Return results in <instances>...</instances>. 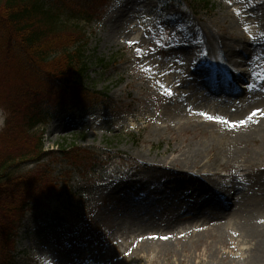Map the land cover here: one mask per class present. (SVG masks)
<instances>
[{"label": "rangeland", "instance_id": "obj_1", "mask_svg": "<svg viewBox=\"0 0 264 264\" xmlns=\"http://www.w3.org/2000/svg\"><path fill=\"white\" fill-rule=\"evenodd\" d=\"M212 3L216 6L213 11L204 10L205 4L198 0H98L100 17L91 23L81 21L90 38L86 53L94 56L92 80L87 84L100 97L92 93L79 95L85 99L76 108L55 104V117L35 131V137L42 138L45 151L50 154L37 164L27 162L16 168L15 173L31 171L41 180L35 185L39 202L30 205L16 238L13 253L17 264H85L86 260L96 264L105 263L113 250L128 253V247L140 238L136 237L138 231L133 232V218L154 199L164 198L165 204L180 203V193L193 187L179 188L185 183L178 167L165 168L168 154V160L180 156L170 152L179 141L204 147L200 167L194 168H203L209 173L207 177H212V171L218 168L227 170L235 185L251 194L258 190L257 183H264L261 139L243 141L234 135L222 138L221 122L208 119L217 117L215 114L208 115L200 106L178 108V104H187L179 95H186L190 85H194L191 79L195 67L188 60L186 47H200L211 53L206 33L220 37L228 48L244 46L247 38L252 42L249 48L254 47V51L248 62L214 60L218 67L247 72V81L231 79L237 89L234 96L249 92L253 84L264 81V0ZM120 13L124 15L116 23ZM70 22L74 23L71 19ZM97 58L111 64L103 67L95 62ZM149 68L151 71L142 70ZM207 70L197 73L199 81L207 78L210 66ZM225 83L230 85L228 80ZM168 90L170 96L165 94ZM230 98L222 101L228 110L234 100ZM21 115L22 112L16 115L14 122H20ZM5 118L2 107L0 130ZM156 124L159 130L154 127ZM170 126L175 128L173 134ZM222 144L227 153L217 164L204 167L208 166L210 150H220ZM82 154L84 159H78L77 155ZM52 179L53 184L46 187ZM43 180L47 181L45 186L40 185ZM263 189L262 185V192ZM197 194L201 199L211 196L203 188L195 191ZM251 198L258 204L255 209L264 216L263 198L259 194ZM127 211L133 217L126 215ZM258 220L264 225V217ZM227 229L226 224L216 226L201 233L199 240L196 235L179 240L171 237L164 243L168 251L159 255L158 264H178V259L195 264L192 257L204 252V243L212 244L215 252L218 250L214 264H220L233 244L234 233ZM240 243L242 249L250 246L246 240L241 239ZM199 244H203L201 251L197 250ZM45 249L53 253L49 262L43 255ZM152 254L134 253L135 258L130 256L129 263L118 264H136L138 257L149 258ZM37 255L43 257L42 261L35 259ZM121 257L115 255L113 259L118 261ZM233 262L232 256L226 255L225 263Z\"/></svg>", "mask_w": 264, "mask_h": 264}, {"label": "trees", "instance_id": "obj_2", "mask_svg": "<svg viewBox=\"0 0 264 264\" xmlns=\"http://www.w3.org/2000/svg\"><path fill=\"white\" fill-rule=\"evenodd\" d=\"M97 1L0 0V108L7 112L0 130V264H17L19 229L30 205L39 202L35 185L41 180L31 171L15 173L19 164H37L50 154L36 129L55 117V104L76 108L85 99L79 95L100 97L87 84L94 56L86 53L90 38L81 25L100 17ZM202 3L215 7L211 0ZM21 112V121L14 122Z\"/></svg>", "mask_w": 264, "mask_h": 264}, {"label": "bare ground", "instance_id": "obj_3", "mask_svg": "<svg viewBox=\"0 0 264 264\" xmlns=\"http://www.w3.org/2000/svg\"><path fill=\"white\" fill-rule=\"evenodd\" d=\"M120 13L116 18V23L119 22L120 18L123 16ZM208 42L210 43L211 53H205L200 47H186L188 53V60L195 68L192 70L193 77L189 91L186 95L181 96L187 104H178V108H195L200 106L201 109L207 110V114H215L219 118H223L229 123H221L223 130L221 131L222 138L229 136H236L244 140H254L261 139L264 142V115L257 114L248 120L247 117L257 109H264V81L258 84H253L249 92H242L241 95L234 96L237 90L232 85V81L229 80L234 77L238 80H246L245 76L247 72L244 70L229 71L222 65L219 67L214 65V60L224 59L226 62L232 61L234 64H240L241 62H248L251 58V54L254 51V47L250 50L249 38L245 39L244 46L239 47H227L226 43L220 39V37H214L212 34L206 33ZM254 45V43H253ZM215 48H219L216 51ZM222 52V53H221ZM221 54L222 57H219ZM210 66L209 74L204 81H199L197 73L207 72ZM213 66H215L213 68ZM221 67V70L219 69ZM214 69V70H213ZM195 75V76H194ZM227 75V76H226ZM229 78V79H228ZM230 82L227 85L226 81ZM206 83V84H205ZM232 98L230 103H232L231 109L223 106L224 100H229ZM230 98V99H231ZM160 120V118L158 119ZM241 121H246L241 125ZM235 122L237 126L233 128L231 123ZM156 130H159L160 126L158 124L154 125ZM170 133L173 134L174 127H169ZM155 130V131H156ZM221 146V145H220ZM171 153L180 154L176 159H169L170 154L166 157L167 165L166 169H177L178 173L181 174L184 185H179V188L191 190H185L180 193V203L165 204L164 198L154 199L152 204L148 205V208L142 210L138 215L133 218L136 223H133L134 231H138L136 235V242H132L130 245V251L126 253L125 251L116 250L112 251V254L107 257L105 263L98 261L96 264H118L122 261L126 263L130 261L129 257H134V253L138 255L140 252L144 254L154 252L149 258L148 256H140L135 262L136 264H158L159 255L168 251L164 243L168 242L171 237H175L176 240L182 239L183 237H191L193 235L198 236L200 239V234L204 231H211L216 226L223 224L227 225V230L234 233L232 243L229 245V250L224 253L223 257L220 259V264L225 263L226 255L230 254L234 259L231 264H263L264 263V225L260 222V218L264 217L260 215L257 205L253 203L252 198L259 194L260 198H263L264 204V189L261 190L263 184H258V190L251 194L240 190L237 185L233 186V191L224 186L223 181H212L208 172H204V169L195 170L194 167H200L201 156L204 152V147L202 145L196 146L192 141L189 143H184L179 141L178 146L170 150ZM227 153L225 146H222L217 150L212 148L209 153L208 166L211 167L217 164L222 155ZM219 170L221 168H218ZM218 169L212 171V174L217 175ZM219 174V173H218ZM226 174V173H224ZM223 175V174H222ZM216 179V178H214ZM218 179V178H217ZM262 183V181H261ZM188 187V188H187ZM194 188V189H193ZM205 189L211 192L209 198H199L200 194L195 195V191ZM157 203V204H156ZM126 215L133 217L131 212H126ZM59 218H61L59 216ZM223 221L225 223H223ZM150 229V235L147 234ZM145 233V234H144ZM159 237H168V239H161ZM246 240L250 243V246L246 249H242L240 240ZM117 241H114L116 243ZM140 242L139 246L136 244ZM160 242V243H154ZM203 244L197 245V250L201 251V246ZM133 247V249H131ZM205 249L202 253H194L196 263L195 264H214L216 261V256L218 253L213 250L212 244L204 243ZM212 248V253L209 251ZM165 249V250H164ZM52 251L50 249H45L43 255L46 257L47 262H49V256H52ZM115 255H121V260H114ZM124 258H127L126 260ZM135 258V257H134ZM35 259L39 262L42 261L43 257L37 255ZM168 261L170 260L167 257ZM178 264H189L186 259H178ZM236 262V263H235ZM53 264V263H51ZM71 264H81L71 261ZM85 264H92L89 260H86ZM168 264H171L169 261Z\"/></svg>", "mask_w": 264, "mask_h": 264}, {"label": "snow or ice", "instance_id": "obj_4", "mask_svg": "<svg viewBox=\"0 0 264 264\" xmlns=\"http://www.w3.org/2000/svg\"><path fill=\"white\" fill-rule=\"evenodd\" d=\"M139 51H140V49H137V52H139ZM142 70H145V71H151V68H149V69H142ZM160 86H161L162 88L164 87V85H162V84H161ZM165 94L170 96L172 93H171L170 90H168ZM257 114L264 115V109H257V110H255V111H253V112L251 113V115L247 117V119H248V120H251L252 117L256 116ZM208 119H216V120H218V121L221 122V123H229V121H226V120H224L223 118H219V117H215V118H214V117L209 116ZM245 122H246V121H241L240 123H241V125H243ZM231 126H232L233 128H235V127L237 126V124H236L235 122H232V123H231ZM159 238H161V239H168V237H159Z\"/></svg>", "mask_w": 264, "mask_h": 264}]
</instances>
